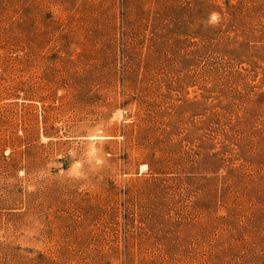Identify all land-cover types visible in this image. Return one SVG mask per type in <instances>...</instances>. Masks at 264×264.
I'll list each match as a JSON object with an SVG mask.
<instances>
[{
	"label": "rangeland",
	"instance_id": "1",
	"mask_svg": "<svg viewBox=\"0 0 264 264\" xmlns=\"http://www.w3.org/2000/svg\"><path fill=\"white\" fill-rule=\"evenodd\" d=\"M0 264H264V0H0Z\"/></svg>",
	"mask_w": 264,
	"mask_h": 264
}]
</instances>
